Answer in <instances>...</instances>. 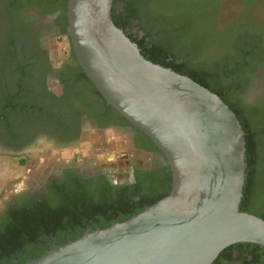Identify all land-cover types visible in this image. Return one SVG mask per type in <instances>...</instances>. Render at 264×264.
Here are the masks:
<instances>
[{"label": "water", "instance_id": "1", "mask_svg": "<svg viewBox=\"0 0 264 264\" xmlns=\"http://www.w3.org/2000/svg\"><path fill=\"white\" fill-rule=\"evenodd\" d=\"M114 0H68L69 35L83 71L166 155L170 194L107 228L25 264H213L241 242L264 247V219L240 210L246 132L216 93L146 59L112 16Z\"/></svg>", "mask_w": 264, "mask_h": 264}, {"label": "flooded vegetation", "instance_id": "2", "mask_svg": "<svg viewBox=\"0 0 264 264\" xmlns=\"http://www.w3.org/2000/svg\"><path fill=\"white\" fill-rule=\"evenodd\" d=\"M195 1L184 0L187 7L203 4ZM240 1L246 6L264 2V0ZM213 2L218 9L220 0L212 2L207 0L205 3L210 7ZM21 4H23L21 8H17L14 0H0L2 155H10L26 165L32 147L49 145L47 151L53 152L74 146L94 125L99 131H122L128 136L127 139L131 140L134 151L149 156V164L143 158L140 162L137 161L134 154L128 153L129 149L118 157L116 169L108 167L109 163L103 165L104 159L94 162L91 166H85L84 160H77V153L60 162L52 160L50 169L39 174L33 172L27 177L30 186L25 185L23 188L17 186L10 199L2 204L0 236L3 235L2 230L12 221L11 212L14 214L12 210L27 208L32 204L44 203L52 207L76 204L84 207L99 203L108 208L113 201L118 202L132 195L135 196V201H139L138 193H141V205L143 202L153 200L159 194L156 190V180L165 179L166 187L167 181L170 180L168 169L170 164L166 155L127 119L111 114L108 120L103 122L92 116L95 110L92 105L81 103L74 92H68L65 78L79 63H76L77 57L70 39L69 25L66 33V20L59 10L47 13L45 12L47 8L44 9L39 4H31L26 0ZM156 4L163 6L164 11L170 16L181 12L180 8H177L181 6L180 0H157ZM206 4L203 5L207 6ZM125 5L126 2L121 1L117 6ZM198 13L204 14L203 18L207 16L206 20L202 21L208 24L204 33L207 37H203L199 49L203 60L231 54L232 51L229 49L232 44L239 41L246 45V39H249L250 46H260L264 50V18L260 19L257 11L256 13L241 11L234 19L223 23L219 11H197ZM133 24L136 25L137 22ZM137 30L138 28L128 29L127 34L135 37ZM141 35L139 32L140 39ZM64 38L68 40V55L62 61H56L52 50L47 46V40ZM239 66V62L230 65L235 71L223 77L220 86L227 89L234 101L251 112L264 105V60L257 62L252 73L237 70ZM28 170L32 172L30 168ZM67 196L72 200L64 198ZM101 227L99 219L90 221L85 232ZM80 231L78 228L73 233L61 228L56 232L46 233L35 242L26 241L17 252L2 259L0 264H25L35 259V255L42 251L63 245L61 243L65 239H72ZM251 244L241 242L227 247L217 258L221 259L218 264H264V250H259Z\"/></svg>", "mask_w": 264, "mask_h": 264}, {"label": "trees", "instance_id": "3", "mask_svg": "<svg viewBox=\"0 0 264 264\" xmlns=\"http://www.w3.org/2000/svg\"><path fill=\"white\" fill-rule=\"evenodd\" d=\"M14 1L16 7L21 8L23 5L21 2L25 0ZM26 1L31 4H39L44 9L47 8L45 9L47 13L59 10L66 20L65 32L68 33V0ZM121 1H125L126 5L118 7L117 5ZM180 1L181 6L175 5L180 8L179 11L181 12L170 16L164 11L163 6L156 4L157 0H114L113 20L126 33H128V29L138 28L135 37L128 35L132 41L138 44L146 59L189 76L213 93L218 94L236 114L246 132L247 169L240 210L264 219V105L251 112L245 110L234 101L226 88L223 89V86H220L221 79L235 71L230 65L236 64V62H239L240 65L237 70H247L252 73L257 62L264 60V50L260 46H250L248 44L249 39H246V45H242L239 41L234 42L229 49L232 51L231 54H224L223 57L212 60H203L199 49H201L203 37H207L204 33L208 25L202 22L201 16L197 17V11H207L206 9L209 8L205 3L207 0L195 1H200L207 6L200 4V6L188 7L184 0ZM193 18L195 19L193 20ZM134 22L137 24L134 25ZM139 32L142 33L141 39L138 36ZM76 63H78L77 59ZM64 82L68 92H74L81 103L92 105L95 108L93 117L103 122L108 120V116L111 114L120 115L126 119L118 110L108 104L79 63L75 69H71ZM130 124L132 123L130 122ZM136 129L141 132L138 127ZM142 134L162 153V150L144 132ZM168 169H170V180L166 183L167 187L165 186V179L156 180V190L159 194L153 200L145 203L142 200L143 205H141V193H138L139 201H135V196L132 195L118 202L113 201L108 208L99 203L84 207H79L76 204L75 206L52 207L38 203L27 208L12 210L14 212V214L11 212L12 221L2 230L3 235L0 236V261L17 252L24 242H35L46 233L56 232L61 228L68 229L73 233L78 228L81 230L72 239H65L61 243L65 244L82 236L90 221L99 219L103 229L115 222L130 219L133 215L142 212L147 206L170 194L173 184L170 165H168ZM159 187L160 191L158 190ZM64 198L69 201L72 200L68 196ZM251 245L259 250H264V247L258 244L252 243ZM44 252L45 250L35 255L34 258L39 257ZM220 260L217 259L213 264H218Z\"/></svg>", "mask_w": 264, "mask_h": 264}, {"label": "rangeland", "instance_id": "4", "mask_svg": "<svg viewBox=\"0 0 264 264\" xmlns=\"http://www.w3.org/2000/svg\"><path fill=\"white\" fill-rule=\"evenodd\" d=\"M219 4L220 5L217 9L215 8L216 3L213 2L206 10L219 11L222 23L226 20L234 19L241 13V11H254L255 13L257 11V16L260 19L264 18V2H258L246 6L245 3L240 0H220ZM200 13L197 14V17L199 18L201 16V20H206L207 16L203 18L202 15L204 14ZM202 22H204L205 25H208L205 21ZM47 46L52 50L53 58L56 61H62L65 56L68 55L67 51L69 45L66 38L47 40ZM127 138L128 136L124 135L122 131H99L98 128L93 125L84 133L80 141L74 146L64 147L53 152L47 151L49 145L44 147H32L29 150L28 155H30V158L26 165L21 164L18 159H14L10 155H2V152H0V208L6 200L10 199L17 186L22 188L25 187V185L30 186V183L27 182V177L33 172L34 174L42 173L52 167L50 164L52 160L60 162L71 158L74 153H77L76 157L78 161L84 160L83 163L85 166H91L94 162H99L100 159H104L102 161L104 163L103 165L109 163L108 167L116 169L118 157L122 156V154L129 149L128 153L134 154L133 156L137 161L140 162L143 158L146 163L149 164V156L134 151L131 140H128ZM24 161L26 162V160ZM29 168L32 172L28 170ZM115 178L117 179V176H115Z\"/></svg>", "mask_w": 264, "mask_h": 264}]
</instances>
